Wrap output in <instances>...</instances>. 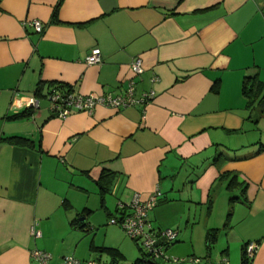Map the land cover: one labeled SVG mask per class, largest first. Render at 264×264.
<instances>
[{"label": "crops", "instance_id": "crops-1", "mask_svg": "<svg viewBox=\"0 0 264 264\" xmlns=\"http://www.w3.org/2000/svg\"><path fill=\"white\" fill-rule=\"evenodd\" d=\"M94 48L102 61L89 65ZM131 78L137 97L156 92L150 103L60 119L41 97L23 115L39 82L116 96ZM246 78L264 85V0H0V264H40L36 249L49 264L113 263L104 248L126 262L133 245L109 221L156 189L148 219L177 232L170 257L216 245L218 263L241 264L255 241L252 264H264V96L247 97Z\"/></svg>", "mask_w": 264, "mask_h": 264}, {"label": "built area", "instance_id": "built-area-1", "mask_svg": "<svg viewBox=\"0 0 264 264\" xmlns=\"http://www.w3.org/2000/svg\"><path fill=\"white\" fill-rule=\"evenodd\" d=\"M33 28L36 34L43 32L44 26L39 20H31L24 22ZM86 63L99 64L102 61L101 51L98 48L92 49L91 53L85 59ZM144 71L143 61L140 57L135 58L130 64V72L133 77L140 75ZM155 81V79H153ZM156 96L154 90L142 93L136 96L135 81L131 78L125 93L122 95L112 94H79L65 93L60 89H53L46 94V98L50 102V109L54 116L64 119L72 112L84 111L91 114L95 107L105 106L115 109H123L135 105H146L150 103ZM39 98L32 96L27 102L28 108L36 109L39 107ZM161 192L156 189L147 198L143 199L139 193H134L128 202H119V217L110 219V223L119 226L123 231L134 240L139 247L149 253L155 259H163L166 262L179 263L185 262L184 259L172 258L167 254L170 243L175 241L177 232L171 229L156 230L152 227L148 219V213L157 206ZM35 237H40L41 233L37 230L33 231ZM259 247V243L250 241L245 246V254L248 258H254ZM31 256L39 261L40 264H49L51 255L45 251L33 250ZM192 263H198V258H189ZM61 264H110L103 263L98 260L80 261L72 256L65 257ZM218 264H229L224 258Z\"/></svg>", "mask_w": 264, "mask_h": 264}, {"label": "trees", "instance_id": "trees-1", "mask_svg": "<svg viewBox=\"0 0 264 264\" xmlns=\"http://www.w3.org/2000/svg\"><path fill=\"white\" fill-rule=\"evenodd\" d=\"M57 12H58V6L54 10V13H53L54 17L57 15ZM53 89H60L67 94L70 92H73L72 87L69 85H65V84L57 83V82H49V83L39 82L33 96L40 99L41 97H45L46 94L50 93L51 90H53ZM243 93L249 98H252V97H253V99L255 98L254 100L259 99L260 97L264 96V85H262L261 83L256 84L255 79L246 78L244 81V84H243ZM32 113H33V109L28 108L24 112L23 115L30 116V115H32ZM8 140L13 141V142L18 143V144H23L24 142H26V139L19 138V137L10 138ZM110 177H111L110 172L103 171L101 173L99 179L96 181L98 189H99V193L101 196H104V194L109 192V190H110V188L108 187L110 185V181H111ZM81 227H83V224H81ZM159 230H161V229H159ZM216 234H217V232L215 230H212V231L209 230L208 235H207V244L209 245V247H210V244L215 240ZM175 241H176V239H175ZM175 241H173L170 244H173ZM246 244L243 247V252L241 255V264H252L253 258H248L245 254ZM139 249H140V251L141 250L144 251L141 247H139ZM102 250H105L112 255L113 263L111 262L110 264H115V261L118 260V254L119 253L115 249L104 248ZM225 259L228 261L227 258H225ZM80 261H82V260H80ZM133 264H166V261L163 259H155L149 253L144 251L143 256L141 258L137 259Z\"/></svg>", "mask_w": 264, "mask_h": 264}, {"label": "rangeland", "instance_id": "rangeland-1", "mask_svg": "<svg viewBox=\"0 0 264 264\" xmlns=\"http://www.w3.org/2000/svg\"><path fill=\"white\" fill-rule=\"evenodd\" d=\"M261 123H262V125H264V121H262ZM262 128H264V127H262ZM128 240L131 242V244L133 245L134 249H132L133 251L130 253V255H129V257H128L126 262L124 260V261H121L120 263H117V264H133L137 259L141 258L143 256V254H144V251H142V250L140 251L137 243L134 240H132L130 237H128ZM217 248H218V246L216 247V245H214L213 248L211 249L210 255L208 257H207V255H205L203 257L202 255L198 254L197 256H199V257H196V258H198L200 260V262L198 264H217L219 262V260H220V254H217V252H216ZM138 251H139V253H138ZM138 254H140V255H138ZM171 257L172 258H176L174 256H171ZM189 257L190 256L178 257L180 260L181 259H184V260L188 259L185 262H179V263L166 262V264H194V263L189 261ZM236 264H240V261L238 263L236 262Z\"/></svg>", "mask_w": 264, "mask_h": 264}]
</instances>
